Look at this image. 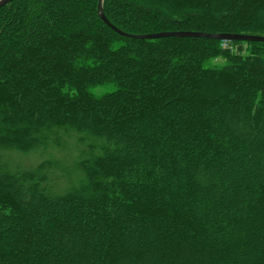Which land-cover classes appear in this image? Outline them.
I'll use <instances>...</instances> for the list:
<instances>
[{"label":"trees","instance_id":"16d2710c","mask_svg":"<svg viewBox=\"0 0 264 264\" xmlns=\"http://www.w3.org/2000/svg\"><path fill=\"white\" fill-rule=\"evenodd\" d=\"M98 1L0 7V264H264V43ZM101 8L264 36V0Z\"/></svg>","mask_w":264,"mask_h":264},{"label":"water","instance_id":"95a60500","mask_svg":"<svg viewBox=\"0 0 264 264\" xmlns=\"http://www.w3.org/2000/svg\"><path fill=\"white\" fill-rule=\"evenodd\" d=\"M13 0H0V7L12 2ZM102 0L98 1V15L99 18L113 31L118 33L123 37L134 38V39H157V38H167V37H180V38H204V39H213L218 41H241V42H259L264 43V36L259 35H245V34H208V33H199V32H163L155 34H145V35H129L120 32L115 27H113L104 17L102 8Z\"/></svg>","mask_w":264,"mask_h":264},{"label":"rangeland","instance_id":"374dc122","mask_svg":"<svg viewBox=\"0 0 264 264\" xmlns=\"http://www.w3.org/2000/svg\"><path fill=\"white\" fill-rule=\"evenodd\" d=\"M212 65L222 66L223 61L221 59H218L215 62H213ZM101 90H104V89L99 88V89H96L95 92H98ZM64 138L66 139V142H65L66 144H64L62 147L54 148L53 150H51L50 156L57 158L61 160L64 164H66L68 168L71 169L70 172L72 173V177L74 178L73 180H77L80 178V174L76 170L75 162L79 156V151L81 149V146H77L75 144L72 145V140L70 139L72 137H64ZM68 141L71 144H69ZM12 159L19 160L18 155H12ZM22 159L28 163L33 164L39 159V156H29V157L22 156Z\"/></svg>","mask_w":264,"mask_h":264}]
</instances>
